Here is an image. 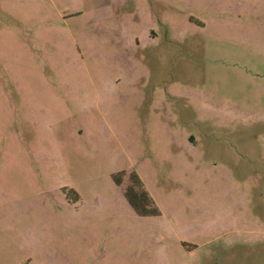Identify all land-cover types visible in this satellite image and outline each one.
<instances>
[{"label":"rangeland","instance_id":"1","mask_svg":"<svg viewBox=\"0 0 264 264\" xmlns=\"http://www.w3.org/2000/svg\"><path fill=\"white\" fill-rule=\"evenodd\" d=\"M0 264H264V0H0Z\"/></svg>","mask_w":264,"mask_h":264},{"label":"trees","instance_id":"2","mask_svg":"<svg viewBox=\"0 0 264 264\" xmlns=\"http://www.w3.org/2000/svg\"><path fill=\"white\" fill-rule=\"evenodd\" d=\"M129 180L132 182V187L126 188L123 194L133 211L140 217L158 216L159 212L138 176L135 173H130ZM115 184L117 187H121V179L115 177Z\"/></svg>","mask_w":264,"mask_h":264}]
</instances>
